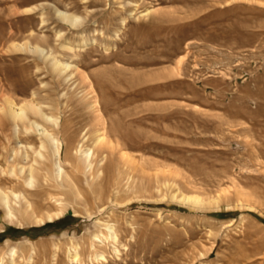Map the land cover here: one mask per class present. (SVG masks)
<instances>
[{
    "label": "rangeland",
    "instance_id": "rangeland-1",
    "mask_svg": "<svg viewBox=\"0 0 264 264\" xmlns=\"http://www.w3.org/2000/svg\"><path fill=\"white\" fill-rule=\"evenodd\" d=\"M57 164L63 214L0 205V264H264V0H0V187Z\"/></svg>",
    "mask_w": 264,
    "mask_h": 264
},
{
    "label": "bare ground",
    "instance_id": "bare-ground-1",
    "mask_svg": "<svg viewBox=\"0 0 264 264\" xmlns=\"http://www.w3.org/2000/svg\"><path fill=\"white\" fill-rule=\"evenodd\" d=\"M58 14H59V16H61V18L63 20H66L72 24L75 23L78 19V17L73 16V15L68 14V13L58 12ZM51 65H52V67L58 69V71H59V69H60V71H64L67 67V65H61L54 58L51 59ZM7 105H9V108H8L10 111L9 113H11L14 117L18 118V117L22 116L23 114H25L24 109L21 106H18V105L16 106L11 101H9ZM29 107L32 109L38 108L37 106H35L33 104H29ZM31 124L35 127V129L39 132V134H41L49 142L48 144L51 145L52 150H53V154L58 156L59 155V147L57 144L58 142L56 143V141H55L56 139H54V137H52V135L45 128H42L39 124L34 123V122ZM95 138H96V141H101L103 136H102V134L98 133ZM40 147L45 148V143H43V141H41ZM37 153H38L39 157L42 158V154L40 152H37ZM86 153H88V152L86 151L84 153L85 155H83V160H82L83 163H85L83 170L86 167H90L92 165L90 161H87L89 157ZM78 166H79L78 164H77V166L74 165L76 170L80 169V167H78ZM99 167L102 168L101 166H99ZM39 168L35 169L30 165L26 169H24L22 167L20 169H18L19 171H17V173L15 175L17 178H20L22 181V189H21L22 192L14 191L11 187H8V188L0 187V205L3 208L4 216L7 220H9V221L16 220V219L18 220V216H20L22 218L23 222H30V223L32 222V223H34V226L35 225L39 226V225H45L46 223L53 222L55 219H58L59 216H61V214H63L64 204L60 199L50 197L51 198L50 201H48V203L45 201L46 202L45 203L44 202L45 197L43 198V196L49 194L48 190L50 189V187H60V185L63 184L64 182H66L67 185H71L72 187L76 188L75 182H77V180L79 178L78 174L77 175L75 174V173H77V171H75V173L70 174V176L64 175L66 179H63L64 177L62 178L61 177L62 174L60 173L61 172L60 166H58V164H57V171L54 170L55 171V181L53 180V182H50L49 181L50 175L48 174V172L42 171V169H43L42 167H41L42 169H39ZM100 168H98V169L100 170ZM89 171H91V170H89ZM9 174H11V173L9 172ZM96 174H98V176H99L98 171L96 172ZM38 176H40L41 177L40 180H42L40 183H36L35 178L37 177L39 179ZM100 176H101V174H100ZM48 181L52 184L48 183ZM62 187H63V185H62ZM53 189H55V188H53ZM58 189H60V188H58ZM50 190H52V189H50ZM52 193H54V192H52ZM55 194L57 195V192H55ZM61 194H62V192H61ZM77 194H78V192H77ZM29 196H35V197H37V199H35V198L31 199V198H29ZM16 198H20L19 204L16 203L17 202ZM180 198L184 201H188V202H192V203L199 202L198 197H196L194 195H182ZM12 204H14V205L18 204L17 205L18 208H15ZM20 222H21V220L19 221V223ZM104 227L108 233V237L111 238L112 241L115 240L116 235H115V232L113 231L112 225L109 223H104ZM96 236L97 235H94L93 237L97 238Z\"/></svg>",
    "mask_w": 264,
    "mask_h": 264
}]
</instances>
